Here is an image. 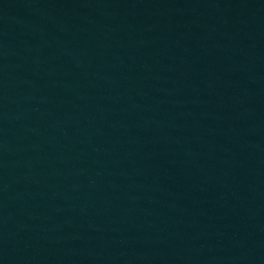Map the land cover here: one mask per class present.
Returning a JSON list of instances; mask_svg holds the SVG:
<instances>
[{
  "label": "water",
  "instance_id": "95a60500",
  "mask_svg": "<svg viewBox=\"0 0 264 264\" xmlns=\"http://www.w3.org/2000/svg\"><path fill=\"white\" fill-rule=\"evenodd\" d=\"M0 264H264V0H0Z\"/></svg>",
  "mask_w": 264,
  "mask_h": 264
}]
</instances>
